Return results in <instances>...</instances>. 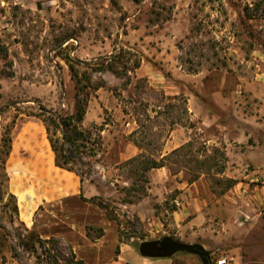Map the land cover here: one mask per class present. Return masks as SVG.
I'll return each instance as SVG.
<instances>
[{
    "label": "rangeland",
    "instance_id": "obj_1",
    "mask_svg": "<svg viewBox=\"0 0 264 264\" xmlns=\"http://www.w3.org/2000/svg\"><path fill=\"white\" fill-rule=\"evenodd\" d=\"M0 39L8 48L6 57L0 55V264H87L73 245L85 249L86 239L93 253L92 243L106 234L105 227L87 224L86 235L87 226L94 227L89 239L73 232L70 242L66 208L82 205L86 213H106L83 200L59 198L68 182L61 175L69 171L37 170L42 161L54 165L55 155L43 123L28 115L41 108L75 112L71 65L80 78L86 73L92 83H106L90 91L82 123L94 139L101 135L97 156L77 154L82 157L77 169L86 173L83 195L101 197L114 211L100 246L106 261L96 264H115L122 243L138 247L144 240H179L195 232L210 264L222 258L227 264H264V0H0ZM121 50L130 53L125 62L130 83L110 71L92 74L90 65ZM172 105L189 114L176 109L174 115L184 122L171 128L173 117L166 110ZM136 120L142 124L136 138L143 132L153 142L145 144L147 156L158 158L190 143L191 157L225 164L224 173L215 175L214 167L196 180L199 193L211 202V220L181 231L171 226L177 188L189 183L194 165L176 175L155 168L144 173L147 182L137 181L121 157L128 143L134 156L141 153L130 138ZM18 175L26 182L20 189L11 183ZM217 179L237 182L221 193L224 184ZM132 195L145 200L141 217L127 208ZM52 237L56 244L45 241ZM178 254L202 264L196 255Z\"/></svg>",
    "mask_w": 264,
    "mask_h": 264
},
{
    "label": "trees",
    "instance_id": "obj_2",
    "mask_svg": "<svg viewBox=\"0 0 264 264\" xmlns=\"http://www.w3.org/2000/svg\"><path fill=\"white\" fill-rule=\"evenodd\" d=\"M130 54L127 51L121 50L119 54L114 55L110 58L103 59L101 63H95L89 66V68L93 73H102L105 71L112 72L115 76L126 79V82L130 83L129 76V67L126 65L127 55ZM0 55L6 57L8 55L7 46L0 39ZM134 68L137 69L141 65V61L139 59H135ZM123 65H120L122 64ZM72 72V79L77 82L76 86V108L75 112L72 114H61V113H53L46 109L41 108L38 113H30L28 116L35 117L39 119L43 125L45 126L47 138L51 147L52 152L55 155V165L63 170H67L69 172L75 173L81 180L84 182L83 177L85 176V172L83 170L77 169V158L82 159V157H78L80 154H84L86 158H94L97 156V146L100 143L101 135H98V139H94L92 136V132L85 131L82 128V123L87 113V106L90 100L91 92H97L99 89L104 88L106 83L104 80H101L97 83H92V76L82 75L80 78V74L77 69L71 65L70 66ZM85 82L81 85L82 82ZM121 102L123 100L121 99ZM181 109L184 115H188L189 111L186 107H178V106H168L166 113L173 117L170 127H174L177 125H182L184 119L182 115H174L176 109ZM125 114H128L127 109H123ZM158 115L160 113H157ZM138 123V129L133 131L130 134L131 141L141 150V153L128 159L125 164L131 167L133 174L138 176L137 181H145L147 179L145 177V172L155 169V168H163L167 167L170 172L174 175L178 174L182 168H187L185 166L194 165V170L192 172V178H190L189 183H193L196 181L202 174H211L214 170V174H222L225 171V164L219 163V161H214L212 164H209L208 159H200L195 156H190V143L187 145L180 146L179 148L174 149L172 152L166 155H160L158 158L153 156L146 155L145 144L153 145L152 141H147L145 139V134L141 132V136L136 138V136L140 133V128L142 124L139 120H136ZM95 130L100 131L98 127H95ZM8 141H11L10 138ZM7 147L6 155L9 156L11 152V145L9 143L5 144ZM217 154L220 151H216ZM78 154V155H77ZM221 158L226 159V156L221 153ZM236 180L234 179H217V183L219 185L224 184L221 189V193L226 192L231 189L235 184ZM132 191H128L130 194ZM130 196V195H129ZM80 197L84 202H88L98 207L99 209L105 211L106 216L109 220L113 221L114 211L111 208V205L104 201L101 197L93 196L91 198H86L83 195V188L81 187ZM141 199V195L131 196L129 197L127 203H136ZM94 229V227L87 226V236H91L88 230ZM99 231V237L104 235V230L102 228H96ZM98 237V238H99ZM41 242V239H39ZM46 242L57 243V239L52 237ZM29 250L36 252L35 243L29 241ZM55 264H59L56 261ZM63 264H83L82 260L76 261H64Z\"/></svg>",
    "mask_w": 264,
    "mask_h": 264
},
{
    "label": "crops",
    "instance_id": "obj_3",
    "mask_svg": "<svg viewBox=\"0 0 264 264\" xmlns=\"http://www.w3.org/2000/svg\"><path fill=\"white\" fill-rule=\"evenodd\" d=\"M127 125H131L129 122ZM176 149V148H175ZM174 150V149H173ZM136 153L133 151L130 143L127 144V147L125 148L124 152L121 153V157L125 158L126 160L134 156ZM27 159V158H25ZM24 166V170L27 174H29V159L26 160ZM55 169H58L59 171L66 172L63 169L58 168L55 165H50L47 164L46 162L42 161L41 162V167L37 168L38 173H45L48 174L51 172L53 167ZM63 178H67L68 182H66L65 188H64V193L62 195H58L59 198L62 199H73V200H78V202H81V197H80V192H81V187L83 188V184L80 178L72 173V172H67V174L61 175ZM19 182V184H17ZM12 187H16L18 189L23 188V186L26 184V182L23 183V176H16L15 179H11ZM30 183V182H29ZM199 181H194L193 183H187L185 187H178L177 189L181 192L179 194V197L175 198L173 200L175 206L173 208V211L170 214L171 217V226L173 228L177 227L181 230H187L189 227H193L194 224L202 223L204 221L208 222V220H211V202L207 200L202 193L200 194L199 191L197 190ZM152 192V190H151ZM95 196V195H91ZM86 197V196H84ZM88 198V197H86ZM145 200H142L138 203H128L127 208L132 213L138 214V216L141 217V207L144 204ZM24 207V213H25V222H29V204L28 205H23ZM78 210H71L67 209L65 210L64 213V220L66 225H69L70 227V233L69 235V240L71 242V236H74L73 234L75 232H79L81 235L80 236H86L87 239L89 237L86 235V230H85V225L90 224V225H96V226H102L105 227V235L98 240V242H93L92 245L96 246V252L93 251V253H90V250H93L92 247L87 248V241L86 239H83V245H86L85 249H88L86 253H83L85 249H80L78 250L76 247V244L73 245L75 253L81 257L83 260L86 261L87 264H96L99 261L100 263L104 262L101 260V251L102 247L101 244L105 240L106 237H108V228L111 226V220L107 218V216L98 213L99 211H94L89 215V213H86L85 207L82 205H79ZM83 208V210H81ZM155 219H158V217L155 216ZM78 227V229H76ZM73 230V231H72ZM204 230V229H203ZM74 232V233H73ZM180 235V233H178ZM183 234V233H181ZM197 232H195V235L187 234L183 237H179L178 241H181L186 244H198L197 238L195 236ZM178 235V236H179ZM117 244V242H116ZM81 245V243H80ZM200 245V244H199ZM204 247H206V244L203 243ZM98 246V247H97ZM203 247V246H202ZM81 248V247H79ZM94 248V249H95ZM99 253V254H98ZM99 255V256H98ZM191 255H187L185 257L184 255H179L178 253L170 256V257H160V258H146L143 257L138 250V247L131 245L129 243H122L120 247L119 254L117 255V259L115 260V264H195V259L193 257H189ZM97 257L98 260L94 261L91 263L94 258ZM201 263L203 261L200 259Z\"/></svg>",
    "mask_w": 264,
    "mask_h": 264
},
{
    "label": "water",
    "instance_id": "obj_4",
    "mask_svg": "<svg viewBox=\"0 0 264 264\" xmlns=\"http://www.w3.org/2000/svg\"><path fill=\"white\" fill-rule=\"evenodd\" d=\"M139 253L146 258L170 257L176 253L198 256L204 264H210L209 253L199 244H186L168 236L160 240H144L138 246Z\"/></svg>",
    "mask_w": 264,
    "mask_h": 264
},
{
    "label": "built area",
    "instance_id": "obj_5",
    "mask_svg": "<svg viewBox=\"0 0 264 264\" xmlns=\"http://www.w3.org/2000/svg\"><path fill=\"white\" fill-rule=\"evenodd\" d=\"M218 264H227V260L225 258H222L218 261Z\"/></svg>",
    "mask_w": 264,
    "mask_h": 264
}]
</instances>
